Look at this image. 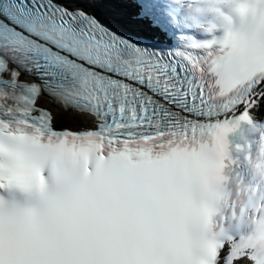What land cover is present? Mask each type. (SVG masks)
I'll return each mask as SVG.
<instances>
[{
	"label": "snow or ice",
	"instance_id": "obj_1",
	"mask_svg": "<svg viewBox=\"0 0 264 264\" xmlns=\"http://www.w3.org/2000/svg\"><path fill=\"white\" fill-rule=\"evenodd\" d=\"M252 3L0 0V264H264V132L228 139L264 127Z\"/></svg>",
	"mask_w": 264,
	"mask_h": 264
},
{
	"label": "clouds",
	"instance_id": "obj_2",
	"mask_svg": "<svg viewBox=\"0 0 264 264\" xmlns=\"http://www.w3.org/2000/svg\"><path fill=\"white\" fill-rule=\"evenodd\" d=\"M194 4L201 23L223 27L245 21L254 7L252 0H194ZM253 167L264 177V161L254 159Z\"/></svg>",
	"mask_w": 264,
	"mask_h": 264
},
{
	"label": "bare ground",
	"instance_id": "obj_3",
	"mask_svg": "<svg viewBox=\"0 0 264 264\" xmlns=\"http://www.w3.org/2000/svg\"><path fill=\"white\" fill-rule=\"evenodd\" d=\"M41 99H42V102H43V103H41V104H43V105H48L49 107H51V108L53 109L54 113L59 111V109H56V108H54L52 105L49 104V101H48L47 98H45V97L42 98V97H41ZM71 115H72V114L69 113V116H71Z\"/></svg>",
	"mask_w": 264,
	"mask_h": 264
},
{
	"label": "rangeland",
	"instance_id": "obj_4",
	"mask_svg": "<svg viewBox=\"0 0 264 264\" xmlns=\"http://www.w3.org/2000/svg\"><path fill=\"white\" fill-rule=\"evenodd\" d=\"M64 125H69V123H66V124H64Z\"/></svg>",
	"mask_w": 264,
	"mask_h": 264
}]
</instances>
